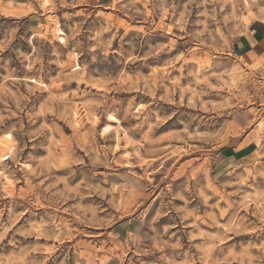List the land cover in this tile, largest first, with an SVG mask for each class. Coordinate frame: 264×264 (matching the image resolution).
I'll use <instances>...</instances> for the list:
<instances>
[{"label":"rangeland","instance_id":"obj_1","mask_svg":"<svg viewBox=\"0 0 264 264\" xmlns=\"http://www.w3.org/2000/svg\"><path fill=\"white\" fill-rule=\"evenodd\" d=\"M47 1L0 0V264H264V0Z\"/></svg>","mask_w":264,"mask_h":264},{"label":"crops","instance_id":"obj_2","mask_svg":"<svg viewBox=\"0 0 264 264\" xmlns=\"http://www.w3.org/2000/svg\"><path fill=\"white\" fill-rule=\"evenodd\" d=\"M232 50L236 57L244 60H264V21H252L232 42ZM255 152L252 143L243 142L236 147H225L221 154L229 161H240Z\"/></svg>","mask_w":264,"mask_h":264},{"label":"bare ground","instance_id":"obj_3","mask_svg":"<svg viewBox=\"0 0 264 264\" xmlns=\"http://www.w3.org/2000/svg\"><path fill=\"white\" fill-rule=\"evenodd\" d=\"M242 1H244V3L245 2L246 3L248 2V0H242ZM46 4H48V1L47 0H43V5H46ZM56 32H57V34H59V35H57V39L60 41V43H63L64 42V38L63 37H59V36H62V31H61L60 27L57 26V25H56ZM76 69L78 70V67L77 66H76ZM108 119L111 120V121H114L115 120L111 115L108 116ZM112 128H113L112 126L107 125L105 128H103L102 134L103 135L104 134H108L112 130Z\"/></svg>","mask_w":264,"mask_h":264}]
</instances>
